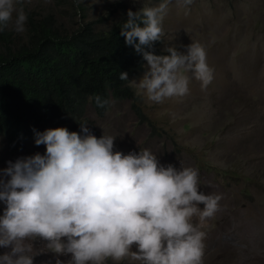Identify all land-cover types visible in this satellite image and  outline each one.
Listing matches in <instances>:
<instances>
[{
  "label": "clouds",
  "instance_id": "obj_1",
  "mask_svg": "<svg viewBox=\"0 0 264 264\" xmlns=\"http://www.w3.org/2000/svg\"><path fill=\"white\" fill-rule=\"evenodd\" d=\"M170 0L127 11L120 28L126 45L142 54L147 70L139 81H127L136 94L160 103L186 94L189 73L206 86L212 69L202 45L192 42L181 52L152 51L164 35ZM192 0H183L190 5ZM19 5V7H18ZM14 18V30L25 31L23 0H0V32ZM148 50H145V49ZM98 107L109 103L88 97ZM80 123L34 132L43 154L7 161L0 169V264H33L36 238L57 254H70L67 264H107L128 257L139 264H203L206 232L202 225L219 211L222 196L200 190L199 170L164 166L148 148L124 154L114 151L112 135L99 138ZM202 205V207H201ZM194 217L198 218L194 222ZM135 246V251H133ZM55 264H65L59 258Z\"/></svg>",
  "mask_w": 264,
  "mask_h": 264
},
{
  "label": "rangeland",
  "instance_id": "obj_2",
  "mask_svg": "<svg viewBox=\"0 0 264 264\" xmlns=\"http://www.w3.org/2000/svg\"><path fill=\"white\" fill-rule=\"evenodd\" d=\"M160 0H23L25 31L4 30L15 44L25 43L39 25L61 36L89 27L100 34ZM19 7V5H18ZM164 35L154 42L159 53L168 45L181 52L197 42L206 53L212 79L206 85L189 73V91L155 103L135 93V101H111L99 115L90 106L85 121L98 138L112 135L114 151L148 148L160 164L199 170L200 190L222 196L220 209L203 224V264H264V0H170ZM1 33V32H0ZM14 44V45H15ZM0 45L7 46L0 39ZM11 45V46H14ZM143 70L130 81H139ZM39 151L11 152L0 138V169L7 161ZM43 154L44 152H39ZM5 205L0 203V214ZM202 207V205H201ZM194 222L198 219L193 218ZM33 264H67L36 238ZM9 249L0 247V254ZM135 251V246H133ZM107 264H139L131 257Z\"/></svg>",
  "mask_w": 264,
  "mask_h": 264
},
{
  "label": "trees",
  "instance_id": "obj_3",
  "mask_svg": "<svg viewBox=\"0 0 264 264\" xmlns=\"http://www.w3.org/2000/svg\"><path fill=\"white\" fill-rule=\"evenodd\" d=\"M126 20L100 34L86 27L68 36L39 25L22 44L0 33L7 45H0V138L11 152H44L43 144L34 143V129L66 127L79 133L88 107L103 115L111 101H135L119 74L127 72L130 81L146 61L120 35ZM152 51L159 53L154 44ZM91 95L109 103L98 107Z\"/></svg>",
  "mask_w": 264,
  "mask_h": 264
}]
</instances>
